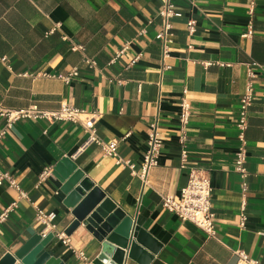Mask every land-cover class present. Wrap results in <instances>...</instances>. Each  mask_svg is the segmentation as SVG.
<instances>
[{
	"label": "crops",
	"instance_id": "0c3cea01",
	"mask_svg": "<svg viewBox=\"0 0 264 264\" xmlns=\"http://www.w3.org/2000/svg\"><path fill=\"white\" fill-rule=\"evenodd\" d=\"M172 1L182 13L171 17V40L163 53L155 37L161 29L159 0H0V104L19 108L36 102L54 110L69 103L84 109L78 121L21 117L1 136L0 168L14 175L27 197L0 184V211L16 200L0 221V258L42 229L35 205L55 210L61 230L75 217L74 207L63 203L59 180L74 164L102 192L95 205L108 197L143 229L151 257L125 256L122 264H239V249L264 264V0H253L252 11L251 0ZM189 17L195 20L191 34ZM249 27L252 33L243 35ZM72 42H82L96 64L88 66L83 52L70 48ZM252 61L246 219L240 226L241 177L232 163L239 143V96ZM72 66L79 74L68 82L35 75L39 70L62 74ZM182 96L190 105L184 166L178 142ZM89 117L102 139H118V154L134 162L136 171L156 122L159 158L145 181L94 142L78 149L87 135L81 121ZM3 124L0 116V128ZM48 165L52 175L38 182ZM190 166L208 171L214 235L162 205V195L179 192ZM68 235L70 244L51 234L45 248L66 264H85L73 252L81 249L94 264L101 240L84 221Z\"/></svg>",
	"mask_w": 264,
	"mask_h": 264
},
{
	"label": "built area",
	"instance_id": "2783aa9c",
	"mask_svg": "<svg viewBox=\"0 0 264 264\" xmlns=\"http://www.w3.org/2000/svg\"><path fill=\"white\" fill-rule=\"evenodd\" d=\"M160 8L158 14L161 18V29L155 33V37L159 38L162 42L163 53H167V43L171 40L168 35V30L171 28V17L181 15V10L176 7L172 0H159ZM253 0H251L249 11H252ZM186 26L188 32L191 34L195 30V20L189 17L186 20ZM56 26L50 27L47 32H52ZM252 28L249 27L243 35H250ZM66 37V36H63ZM126 47V44L122 48L118 49L113 55L111 60ZM71 49L80 50L83 52V61L88 66H94L96 64L95 59L92 56L84 54L85 46L82 42H72ZM2 59L5 57L2 56ZM210 61H204V64H209ZM223 64L224 62H220ZM254 62H248L246 65V82L242 93L239 96V108L236 119L237 126V139L239 141L238 146L234 152L233 169L240 177L241 188V200H240V213H239V225L243 226L246 215L244 213V206L246 202L247 182L245 175L247 174L246 156L247 151L245 148V129L247 127V120L249 115V107L251 105L254 95L253 78L255 72L252 68ZM79 69L76 66H72L67 72L62 74L49 73L45 70H39L35 73L36 76H49L60 77L65 82H68L72 76H77ZM189 102L186 97L182 96L179 103L178 122H179V135L178 142L180 143V160L181 166L185 165L187 160V149L185 147V140L187 137L186 126L190 115ZM84 109L79 106H75L69 103H62L57 109L46 110L40 108L36 102H31L26 107L8 108L0 104V116L4 119V124L0 128V138L6 132V130L12 127L13 123L21 117H42L48 119H62L78 121L80 120V113ZM84 130L87 132L82 144L78 149H82L89 143H96L100 146L102 152L106 155L115 158L116 162L126 164L130 167L131 171L141 176L143 181L146 180V175L149 168L152 165L158 163L159 151L161 146V138L156 128V122H151L150 129L146 137V146L143 151L142 160L140 161L138 171L135 170L134 162H130L127 158H122L117 152V138H111L109 140L102 139L96 132L94 120L92 117L81 121ZM126 132L124 135H127ZM123 135V137H124ZM48 175H52L51 166H44V168L38 174V182L44 180ZM6 183L8 186L13 187L17 191L18 198L27 197V192L19 185L18 181L11 172L0 168V184ZM211 180L206 168L190 166L188 170L186 182L179 188L177 194L166 193L162 195V205L170 211L175 212L181 219H189L197 226L202 228L208 235H214L216 232L214 224L215 212L211 208ZM16 206V200H12L3 206L0 211V221L4 220L9 211ZM34 217L42 224V229L39 231L41 235H45L47 232H51L64 244H70L69 235L64 230L58 229L55 223L56 211L44 210L43 208L35 205ZM75 256L84 261L85 264H89L90 260L87 258L85 252L81 249H73ZM238 255V263L243 264H263L254 258L247 255L244 250H236Z\"/></svg>",
	"mask_w": 264,
	"mask_h": 264
},
{
	"label": "water",
	"instance_id": "95a60500",
	"mask_svg": "<svg viewBox=\"0 0 264 264\" xmlns=\"http://www.w3.org/2000/svg\"><path fill=\"white\" fill-rule=\"evenodd\" d=\"M69 168L59 177L60 189L65 193L63 203L74 207L75 217L64 228V232L70 234L84 221L85 228L101 240V249L92 260L94 264H122L125 256L149 259L151 253L147 248L150 246L143 229L134 224L131 217L108 197L95 205L103 196L102 192L82 169L74 164ZM93 195H96V199ZM51 234H32L13 252H5L0 264H66L45 248Z\"/></svg>",
	"mask_w": 264,
	"mask_h": 264
},
{
	"label": "rangeland",
	"instance_id": "374dc122",
	"mask_svg": "<svg viewBox=\"0 0 264 264\" xmlns=\"http://www.w3.org/2000/svg\"><path fill=\"white\" fill-rule=\"evenodd\" d=\"M240 264H242V262H240Z\"/></svg>",
	"mask_w": 264,
	"mask_h": 264
},
{
	"label": "bare ground",
	"instance_id": "6f19581e",
	"mask_svg": "<svg viewBox=\"0 0 264 264\" xmlns=\"http://www.w3.org/2000/svg\"><path fill=\"white\" fill-rule=\"evenodd\" d=\"M240 264V263H239ZM243 264V263H242Z\"/></svg>",
	"mask_w": 264,
	"mask_h": 264
}]
</instances>
